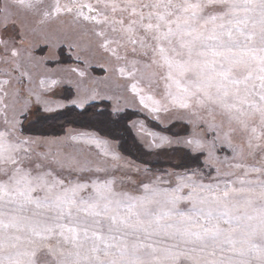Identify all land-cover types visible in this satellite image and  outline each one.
I'll return each instance as SVG.
<instances>
[{
	"label": "snow or ice",
	"instance_id": "obj_1",
	"mask_svg": "<svg viewBox=\"0 0 264 264\" xmlns=\"http://www.w3.org/2000/svg\"><path fill=\"white\" fill-rule=\"evenodd\" d=\"M11 3L41 24L61 16L91 24L100 47L114 55L111 45L148 57L146 67L163 70V97L151 94V83H132L131 90L153 113L218 112L228 122L229 144L239 128L249 133L248 149L264 148V0ZM136 71L119 69L121 76ZM0 93L10 125L0 130V173L7 176L0 180V264H264V160L234 165L241 174L223 185L183 177L173 191L145 184L142 195L118 192L114 181L65 184L39 162L34 172L35 141L22 138L19 127L28 106L9 121L7 93ZM184 188L189 194L179 195ZM182 201L191 207L180 209Z\"/></svg>",
	"mask_w": 264,
	"mask_h": 264
},
{
	"label": "rangeland",
	"instance_id": "obj_2",
	"mask_svg": "<svg viewBox=\"0 0 264 264\" xmlns=\"http://www.w3.org/2000/svg\"><path fill=\"white\" fill-rule=\"evenodd\" d=\"M51 3L52 0H45V6ZM6 16L5 28L2 25ZM39 21V16L16 7L11 0H0V37L8 41L7 48L0 47V88L7 93L3 98L8 104V120L13 119L14 113L24 110L25 105L28 115L20 117L22 123L40 113L54 112L71 104L83 107L93 101L106 100L115 112L125 109L138 112L139 116L131 120L130 125L141 149L146 152L142 153L147 163L126 155L118 140L93 130L70 126L57 136L32 135L22 132L21 123L22 138L35 141L31 145L34 172L35 163L39 162L44 170H51L65 184L114 181L116 191L142 195L145 184L173 191L183 177H191L205 185H223L241 174L234 165L258 166L264 160V148H247L248 132L237 128L232 133L231 144L224 139L229 125L218 112L209 115L199 111L193 115L190 111L174 109L153 113L145 108L139 95L132 92L131 84L151 83V94L162 98L165 91V82L161 79L163 70L156 65L146 67L150 63L148 57L139 52L133 54L131 46L126 49L111 45L121 57L117 59L112 51L100 47L101 38L92 31L91 24L77 25L70 16L44 24ZM114 38L119 39V35L115 34ZM13 50L19 55L12 56ZM125 54L127 59H123ZM121 67L126 73L134 68L138 71L134 77L121 76ZM4 111L0 106V130L10 126L3 122ZM254 123L259 126L258 119ZM189 140L199 141L204 147L197 149L187 143ZM182 149L201 152L203 168L151 165L157 160L172 161L176 165L175 159L184 154ZM6 178L5 173H0V180ZM90 191L81 195L87 196ZM189 192V188H184L179 195L187 196ZM190 207L187 201L179 204L182 210Z\"/></svg>",
	"mask_w": 264,
	"mask_h": 264
},
{
	"label": "trees",
	"instance_id": "obj_3",
	"mask_svg": "<svg viewBox=\"0 0 264 264\" xmlns=\"http://www.w3.org/2000/svg\"><path fill=\"white\" fill-rule=\"evenodd\" d=\"M134 109H125L115 112L111 104L106 100L93 101L83 107L68 105L64 108L46 114H38L32 119L22 123L23 133L32 135H60L67 127L88 129L99 134L119 141L121 150L133 159L146 162L141 149L132 131L130 121L138 117ZM174 152L176 149H173ZM183 150V149H182ZM176 165L172 161H154V167L159 165H172L177 169H200L203 168L202 153H192L190 150H183ZM174 154V153H173Z\"/></svg>",
	"mask_w": 264,
	"mask_h": 264
}]
</instances>
